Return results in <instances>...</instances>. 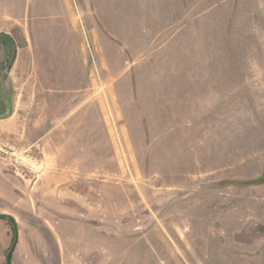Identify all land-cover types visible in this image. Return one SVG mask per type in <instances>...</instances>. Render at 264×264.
I'll return each instance as SVG.
<instances>
[{"label": "rangeland", "instance_id": "1", "mask_svg": "<svg viewBox=\"0 0 264 264\" xmlns=\"http://www.w3.org/2000/svg\"><path fill=\"white\" fill-rule=\"evenodd\" d=\"M11 106L0 264H264V0H0Z\"/></svg>", "mask_w": 264, "mask_h": 264}, {"label": "crops", "instance_id": "2", "mask_svg": "<svg viewBox=\"0 0 264 264\" xmlns=\"http://www.w3.org/2000/svg\"><path fill=\"white\" fill-rule=\"evenodd\" d=\"M10 110L11 113L8 114V116L5 115L0 117V130L3 131L5 135H14V138L22 141L24 126L17 125L14 106H11ZM65 117L61 122L57 120L50 122L46 128L45 124L43 122L41 123V119L37 118V123L33 128L38 132V136H36L33 145H29L28 148L32 149L33 146L37 148V154L41 157L42 167L46 170V173L48 172L47 175H50L57 169L69 170L76 168L75 163L72 164L70 160L59 162V160H62L58 155L61 149V143L57 134H59V131L65 130L69 127L67 119L70 115ZM62 138L65 142H70L69 137L62 136ZM18 142L21 144L20 141ZM22 149L26 151V147H22Z\"/></svg>", "mask_w": 264, "mask_h": 264}, {"label": "built area", "instance_id": "3", "mask_svg": "<svg viewBox=\"0 0 264 264\" xmlns=\"http://www.w3.org/2000/svg\"><path fill=\"white\" fill-rule=\"evenodd\" d=\"M0 156L5 160L6 165L11 167L30 165L33 166L39 164V160L36 157L31 156L27 152H19L15 145L0 138Z\"/></svg>", "mask_w": 264, "mask_h": 264}, {"label": "water", "instance_id": "4", "mask_svg": "<svg viewBox=\"0 0 264 264\" xmlns=\"http://www.w3.org/2000/svg\"><path fill=\"white\" fill-rule=\"evenodd\" d=\"M0 218H5V216L3 215H0ZM15 246V245H14ZM13 246V247H14ZM12 253H13V249H11L8 253V256H7V264H10V260H11V256H12Z\"/></svg>", "mask_w": 264, "mask_h": 264}]
</instances>
